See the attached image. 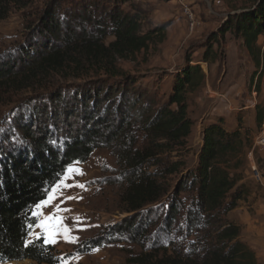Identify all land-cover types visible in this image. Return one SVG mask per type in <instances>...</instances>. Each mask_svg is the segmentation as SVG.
Masks as SVG:
<instances>
[{
    "label": "trees",
    "instance_id": "16d2710c",
    "mask_svg": "<svg viewBox=\"0 0 264 264\" xmlns=\"http://www.w3.org/2000/svg\"><path fill=\"white\" fill-rule=\"evenodd\" d=\"M26 4L0 0V19ZM137 7L133 0H46L29 24L27 44L0 57V87L8 91H36L51 77L64 79L21 106L0 133V264L54 262L48 244L29 241L35 207L70 165L100 147L117 158L119 200L129 215L103 229L87 252L129 242L142 248L130 264H261L228 218L254 193L244 170L251 131L242 117L234 128L205 122L198 160L190 166L195 122L188 96L205 85L204 62L193 65L188 57L159 101L161 80L143 82L121 67L168 35V22L144 30ZM227 32L259 66L256 79L263 73L264 0H248L228 14L218 35ZM203 48L199 61L213 60V42ZM255 111L261 126L264 105Z\"/></svg>",
    "mask_w": 264,
    "mask_h": 264
},
{
    "label": "rangeland",
    "instance_id": "374dc122",
    "mask_svg": "<svg viewBox=\"0 0 264 264\" xmlns=\"http://www.w3.org/2000/svg\"><path fill=\"white\" fill-rule=\"evenodd\" d=\"M45 1L27 0L24 7H15L7 18L0 19V57L15 53L27 44L32 32L29 24ZM133 2L144 14V30L168 22V35L163 43L153 44L148 52L140 53L137 60L122 62L124 72L143 77V82L161 80L156 95L159 101H163L172 74L187 62L188 57H192L193 65L204 62L201 65L206 74L205 85L188 96L189 116L195 122L188 140L193 151L188 156L190 166L193 167L198 160L204 120L207 122L209 117L222 114L227 116L228 123L233 121L236 125L237 119L242 117L244 125L251 131V147L247 149L244 169L246 180L253 188L264 183V143L257 139L263 124L258 126L250 115H246L248 110L244 108L255 100L264 105V62L263 73L261 70L255 79L259 66L255 65L242 41L232 32L218 35L228 14L248 0ZM209 42H213V60L199 61L204 52L203 45ZM261 48L264 53V41ZM63 80L60 76L51 77L45 81L46 87L36 91L11 89V92L0 87V133L6 131L9 120L21 106L34 97L47 95ZM257 171L261 182L257 181ZM119 173L116 156L108 148H97L87 161L75 162L67 168L65 175L42 201L47 203L36 205L37 224L29 241L41 239L48 244L54 260L43 264H130L128 258L142 253L139 245L129 242L113 243L87 252V245L100 237L103 229L126 220L129 215L122 210L119 200L122 182ZM1 264L40 263L24 259Z\"/></svg>",
    "mask_w": 264,
    "mask_h": 264
},
{
    "label": "crops",
    "instance_id": "0c3cea01",
    "mask_svg": "<svg viewBox=\"0 0 264 264\" xmlns=\"http://www.w3.org/2000/svg\"><path fill=\"white\" fill-rule=\"evenodd\" d=\"M264 41V35L259 39L260 44ZM257 100L244 107L248 110L246 115H250L255 120V108ZM223 121L229 128H232L233 121L228 123L227 116L219 114L207 119V122ZM206 122V120H204ZM206 122V123H207ZM251 126V125H250ZM230 221L239 225L242 229V238L256 252L258 260L264 264V183L256 184L254 193L247 200H242L239 205L229 213Z\"/></svg>",
    "mask_w": 264,
    "mask_h": 264
},
{
    "label": "built area",
    "instance_id": "2783aa9c",
    "mask_svg": "<svg viewBox=\"0 0 264 264\" xmlns=\"http://www.w3.org/2000/svg\"><path fill=\"white\" fill-rule=\"evenodd\" d=\"M187 12H188V10H187ZM260 142H263L264 143V123H263V125H262V130H261V132H260V134H259V136H258V138H257ZM257 176H256V178H257V181H262V179L260 178V174L258 173V171H257Z\"/></svg>",
    "mask_w": 264,
    "mask_h": 264
},
{
    "label": "snow or ice",
    "instance_id": "6c2138e0",
    "mask_svg": "<svg viewBox=\"0 0 264 264\" xmlns=\"http://www.w3.org/2000/svg\"><path fill=\"white\" fill-rule=\"evenodd\" d=\"M50 199H51V197H50ZM42 203H47V201H45V202H42Z\"/></svg>",
    "mask_w": 264,
    "mask_h": 264
}]
</instances>
